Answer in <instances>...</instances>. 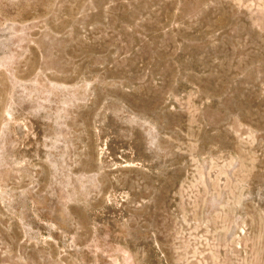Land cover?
<instances>
[{
	"label": "rangeland",
	"instance_id": "obj_1",
	"mask_svg": "<svg viewBox=\"0 0 264 264\" xmlns=\"http://www.w3.org/2000/svg\"><path fill=\"white\" fill-rule=\"evenodd\" d=\"M0 264H264V0H0Z\"/></svg>",
	"mask_w": 264,
	"mask_h": 264
}]
</instances>
